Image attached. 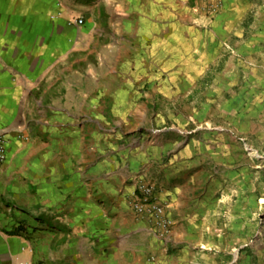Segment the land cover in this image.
<instances>
[{
	"label": "crops",
	"instance_id": "0c3cea01",
	"mask_svg": "<svg viewBox=\"0 0 264 264\" xmlns=\"http://www.w3.org/2000/svg\"><path fill=\"white\" fill-rule=\"evenodd\" d=\"M165 3L169 9L153 45L157 57H138V69L126 71L127 78H143L135 91L142 111L139 125L131 129L127 118L114 119L116 103L125 104L129 113V80L114 91L99 84L83 87L80 81L66 85L60 80L65 71L58 70L57 80L37 87L53 77L61 58L49 57L55 50L51 26L66 25L49 18L55 0H0V130L20 129L31 138L22 144L10 134L7 159L0 167V264L195 263L189 246L202 244L199 239L205 238L209 223L223 213L202 181L209 162L207 153L199 155L208 149L197 146L195 152L193 138L181 140L172 132L180 118L175 106L183 94L173 66L179 57L195 63L225 57V41L241 49L252 39L244 20L250 2L222 0L207 28L197 4ZM188 70L193 78L201 73L199 65ZM93 74L96 81L102 77ZM110 94L108 102L101 97ZM149 110L154 114L148 118ZM169 123L165 134L150 133ZM131 131L140 133L125 137ZM139 179L153 184L156 199L167 206L174 223L169 238L184 243L175 252L164 250L128 204Z\"/></svg>",
	"mask_w": 264,
	"mask_h": 264
},
{
	"label": "rangeland",
	"instance_id": "374dc122",
	"mask_svg": "<svg viewBox=\"0 0 264 264\" xmlns=\"http://www.w3.org/2000/svg\"><path fill=\"white\" fill-rule=\"evenodd\" d=\"M165 1L159 4L157 0H126L121 6L119 0H55L57 5L51 9L49 18L55 22L59 18L66 25L64 29L51 26L50 40L55 50H51L49 57L61 58L53 67V77L37 87L41 89L42 85L57 80L58 70L65 71L66 77L60 80L66 85L80 81L83 87L99 84L112 86L114 91L122 81L129 80V113L125 114V104L116 103L114 119L127 118V125L136 129L142 111L138 109L135 91L143 78L125 75L128 68L138 69V57H157L153 45L159 39L160 25L165 22L164 10L169 9ZM173 1L178 7L183 1L186 5L191 3ZM249 2L244 20L248 37L252 39L242 43L241 49L225 41L221 44L225 57H210L203 63L179 57L173 66L179 76L177 86L183 94L175 106L180 118L177 125L173 123L172 132L181 140L193 138L195 152L197 146L208 149L209 152L199 155L201 158L207 153L204 158L209 162L202 181L208 186L211 198L221 204L223 213L209 223L205 238L199 239L202 244L192 242L189 246V253L196 254L194 264H264V0ZM154 8L159 13H153ZM207 23L210 24L203 22L202 27H209ZM196 65L201 73L193 78L185 70ZM95 71L102 75L98 81ZM187 86L193 87L189 94L184 93ZM103 96L107 100L111 94ZM150 114L154 111H147L148 118ZM161 114L165 116L163 110ZM120 126L126 128L123 122ZM169 128L170 123L163 124L150 133L165 134ZM8 131L9 135L14 133L13 129ZM138 133L131 131L125 137ZM16 141L28 144L31 138ZM161 242L164 250L172 252L184 245L174 238ZM162 255L165 258V252Z\"/></svg>",
	"mask_w": 264,
	"mask_h": 264
},
{
	"label": "built area",
	"instance_id": "2783aa9c",
	"mask_svg": "<svg viewBox=\"0 0 264 264\" xmlns=\"http://www.w3.org/2000/svg\"><path fill=\"white\" fill-rule=\"evenodd\" d=\"M198 5V8L205 13L210 22L222 7V0H190ZM81 23L82 20H77ZM9 133L6 129L0 130V167L6 162L7 148L9 144ZM17 140L28 141L29 136L23 130L14 132ZM155 186L144 179L137 180L133 191L128 197V204L134 215L145 220L154 235L161 241H166L172 234L173 221L167 213V206L158 201L155 196ZM155 257H150L154 261ZM32 264V263H26Z\"/></svg>",
	"mask_w": 264,
	"mask_h": 264
}]
</instances>
